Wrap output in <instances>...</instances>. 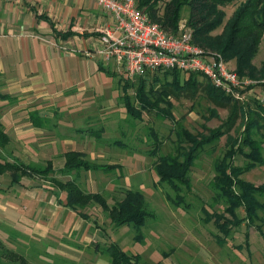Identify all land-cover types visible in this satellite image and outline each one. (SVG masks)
I'll list each match as a JSON object with an SVG mask.
<instances>
[{"label":"rangeland","instance_id":"obj_1","mask_svg":"<svg viewBox=\"0 0 264 264\" xmlns=\"http://www.w3.org/2000/svg\"><path fill=\"white\" fill-rule=\"evenodd\" d=\"M168 1L170 0H161V6H164ZM244 1L246 0H237L233 5L223 8L226 19L223 26L211 34L214 39L224 36L228 20L232 19L236 9ZM187 14V9H185L183 19L187 18ZM208 52L222 56L219 52L210 49ZM113 64L115 63L112 62L111 66H114ZM228 64L235 69L233 63ZM253 64L257 69L255 77L257 80L263 79L264 81V78H260L264 74V38ZM119 75V77H115V81L120 96L117 100V107L111 109L110 112L116 110L119 113L121 108L125 111L123 119L114 115H111L112 117L100 115L90 124L87 122L81 124L82 128L76 134L81 138H94L103 152L112 155L109 158L105 156L109 160L108 162H104L105 158L96 163L92 162L96 166L101 167L100 164L117 166L118 159L123 161L125 182L127 180L129 188L143 190L147 208L153 216L140 230L132 225L117 227L100 205H89L85 210L88 219L77 213L85 220L86 228L88 226V240L81 242L78 244L79 246L68 241H61L59 244L44 240L33 241L23 234L17 233H23L25 230L27 231V228H17L15 231L12 222L14 217L10 216L9 212L15 210L23 219L29 220L30 211L35 206L36 200L23 194L25 190L27 191L26 184H13L12 172L4 171L0 174V264H110L107 250L113 243H117L123 251L127 248L125 252L128 254L139 255L143 264H264V237L256 229L260 226L264 232V211L260 213V220L255 222L256 227L243 224L231 235L221 232L216 226L214 218L208 220L209 216L214 217L215 213L224 214L226 209L222 200H219L218 204L215 202L217 193L212 185L216 176L214 163L223 158L227 148L245 130L243 117L245 115V120H247L248 116V112L245 110L249 106L254 110V102L241 103L237 101L245 110L239 112L236 126L229 134L221 137L216 144L204 149L195 161L190 174L191 191H186L183 188L178 193L169 183L162 181L155 170V162L158 158L174 151L176 144L173 142L175 141L177 122L179 121L186 130L194 135H208L212 130L226 129L225 124L229 120L230 110L217 108L200 90L194 99H171L173 120H163L157 115H153L154 113L147 112L142 114L141 119H135L124 109V93L119 84V80L121 77L124 78V74ZM246 78L254 83L257 82L247 76ZM200 80L203 81L202 78ZM263 81L259 84H264ZM257 90L261 94L264 92V87H258ZM254 93L258 95V93ZM165 107L166 105L162 104V108ZM64 128L60 130L61 134L72 133L71 130ZM154 134H157L159 142H162L159 149H157ZM255 138L263 140L264 132L261 131ZM10 150L12 151L8 147L5 149L0 147V161L7 162L12 159L7 157ZM246 151L249 152V149ZM39 155L37 154L35 158L39 162L34 166L49 168L48 164L50 163L56 172L58 171L57 174L46 178L23 176L25 182H28L29 185L32 183L33 187L40 185L61 190L57 186V182H67L72 178L77 179L80 188L87 192L78 179L80 177L61 175L60 167L64 163L59 158L54 162L45 159L42 161V157L38 158ZM83 158L85 161H89L87 155H84ZM245 163L246 160L243 156L236 157V165L242 167ZM82 173L85 174V177L83 176L84 184L86 185V176H88L99 191H105V187H108L113 180L115 181L112 174H106L108 176L103 174L105 177L99 178L98 174L103 172L89 170L82 171ZM117 174L116 172L113 175ZM53 177L56 178V182L52 181ZM242 179L255 185H261L264 183V167H257L246 172L242 175ZM123 190L119 189L117 194L122 193H119L118 196L124 195ZM31 191L27 193H32ZM105 195L109 201V194ZM116 199L118 200V198ZM261 201L264 203V197ZM114 202L115 200H112L108 204L113 206ZM28 209L30 211H27ZM238 214L240 217L244 216L242 210H239ZM50 217H43V219ZM226 217L234 221L231 215L226 214ZM2 232L7 235L5 236ZM85 244L90 246L84 247Z\"/></svg>","mask_w":264,"mask_h":264},{"label":"crops","instance_id":"obj_2","mask_svg":"<svg viewBox=\"0 0 264 264\" xmlns=\"http://www.w3.org/2000/svg\"><path fill=\"white\" fill-rule=\"evenodd\" d=\"M110 24L111 17L97 0H0V95L7 96L0 99V129L8 136L0 139V147L12 149L7 153L12 158L9 162L34 166L40 154L42 161L59 158L64 163L62 169L69 152L87 155L91 163L104 158V162L109 161L112 155L103 152L94 138H81L76 133L81 124H90L100 115L124 116L121 108L119 113L110 112L120 96L115 77L123 74L115 64L111 66L112 62L104 63L97 53L101 31ZM119 84L122 86L120 80ZM64 127L72 133L61 134ZM118 161L116 170L93 169L103 172L99 178L106 174L115 178L105 191H99L88 176L85 185L82 171L68 177H80L87 193L102 194L107 201L108 193L112 201L119 197L120 188L124 192L132 189L125 182L123 161ZM21 184L27 188L23 194L35 199L36 204L27 210L29 220L15 210L9 212L15 231L27 228L17 233L55 244L68 241L78 245L88 240L85 220L65 206L66 192L55 187H33L24 178Z\"/></svg>","mask_w":264,"mask_h":264},{"label":"trees","instance_id":"obj_3","mask_svg":"<svg viewBox=\"0 0 264 264\" xmlns=\"http://www.w3.org/2000/svg\"><path fill=\"white\" fill-rule=\"evenodd\" d=\"M140 10L148 14L152 22L159 24L168 34L177 35L179 22L183 19V12L187 9V23L193 34V42L205 50L219 52L227 63H233L236 73L242 77H255L257 69L253 61L260 51V46L264 38V0H246L239 5L229 19L222 38L214 39L212 33L220 29L226 14L223 8L233 5L237 0H170L161 6V0H135ZM185 19V18H184ZM264 73V64H263ZM203 79L200 80V79ZM264 78V74L262 77ZM123 90L124 107L129 115L135 119H141L142 114L157 115L165 120H173L171 114L172 100L181 98L194 99L202 90L217 108L230 110V117L225 124V130H212L208 135H194L186 130L179 121L175 129L174 151L168 155L160 156L155 162V170L164 182L169 183L178 193L184 188L191 191L192 180L191 171L195 161L207 146L216 144L221 137L234 129L239 117V112L245 109L239 102L223 91L216 88L200 73L186 74L179 70L148 72L143 77L134 80L129 78L120 79ZM263 79H258L261 82ZM256 87H264L259 84ZM133 91V93H132ZM7 96L0 95V99ZM255 109L249 106L247 120L245 115V130L233 144L227 148L223 158L214 163L215 182L212 183L214 191L219 200L226 207L224 214L215 213V224L221 232L229 235L233 234L243 224L255 226V222L260 220V213L264 211V183L255 185L244 181L242 175L252 171L257 167H264V138L257 139L258 133L264 132V104L252 100ZM162 104L166 107L162 108ZM243 109V110H242ZM244 112V113H245ZM176 123V121H173ZM8 136L0 129V139L5 140ZM157 149L162 142L154 134ZM174 144V145H175ZM249 149V152L246 151ZM243 156L246 160L244 166L235 164L237 156ZM83 154L69 152L65 155L64 167L60 170L61 175H71L79 171H89L101 168L104 171L118 169V166H102L85 161ZM49 168L38 166H28L21 162H0V174L10 171L13 184H21L23 176L50 177L56 175V170L52 165ZM56 182V178H51ZM58 187L65 191V206L74 210L83 218L88 219L85 210L90 205H100L104 212L117 227L132 225L138 230L146 225L148 219L153 214L147 208L145 197L140 190H127L124 195L115 199L113 206L108 204L107 199L102 194H93L83 191L76 180L67 182H57ZM242 210L244 216L240 217L238 211ZM226 214L234 218L230 220ZM260 227V226H259ZM256 228L264 237L261 227ZM247 242V241H246ZM110 264H143L139 255H131L123 251L117 244L113 243L108 248Z\"/></svg>","mask_w":264,"mask_h":264},{"label":"built area","instance_id":"obj_4","mask_svg":"<svg viewBox=\"0 0 264 264\" xmlns=\"http://www.w3.org/2000/svg\"><path fill=\"white\" fill-rule=\"evenodd\" d=\"M97 2L112 19L101 31L97 53L104 63L114 62L127 78L134 80L158 70L200 73L236 101L264 104V92L258 93L256 87L259 82L240 77L222 56L196 45L187 19L179 22L178 34L172 35L152 22L135 0Z\"/></svg>","mask_w":264,"mask_h":264}]
</instances>
